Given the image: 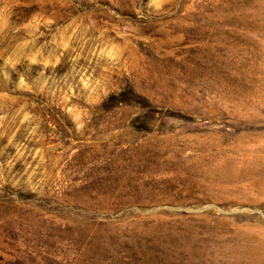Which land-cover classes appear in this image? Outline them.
Wrapping results in <instances>:
<instances>
[{
	"label": "rangeland",
	"instance_id": "rangeland-1",
	"mask_svg": "<svg viewBox=\"0 0 264 264\" xmlns=\"http://www.w3.org/2000/svg\"><path fill=\"white\" fill-rule=\"evenodd\" d=\"M0 264H264V0H0Z\"/></svg>",
	"mask_w": 264,
	"mask_h": 264
}]
</instances>
